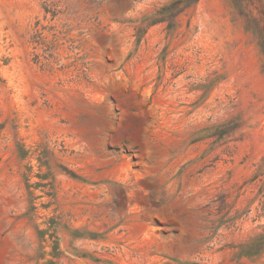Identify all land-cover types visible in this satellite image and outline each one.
I'll use <instances>...</instances> for the list:
<instances>
[{"label":"rangeland","instance_id":"rangeland-1","mask_svg":"<svg viewBox=\"0 0 264 264\" xmlns=\"http://www.w3.org/2000/svg\"><path fill=\"white\" fill-rule=\"evenodd\" d=\"M0 264H264V0H0Z\"/></svg>","mask_w":264,"mask_h":264}]
</instances>
